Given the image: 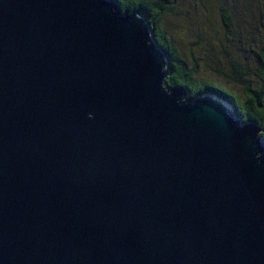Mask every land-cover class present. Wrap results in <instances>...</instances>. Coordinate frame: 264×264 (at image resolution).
<instances>
[{
    "label": "water",
    "instance_id": "water-1",
    "mask_svg": "<svg viewBox=\"0 0 264 264\" xmlns=\"http://www.w3.org/2000/svg\"><path fill=\"white\" fill-rule=\"evenodd\" d=\"M117 0H0V264H264V138L166 82Z\"/></svg>",
    "mask_w": 264,
    "mask_h": 264
},
{
    "label": "rangeland",
    "instance_id": "rangeland-1",
    "mask_svg": "<svg viewBox=\"0 0 264 264\" xmlns=\"http://www.w3.org/2000/svg\"><path fill=\"white\" fill-rule=\"evenodd\" d=\"M174 3L173 11L165 14L160 24L187 64L194 67L196 80L209 79L240 97L244 82L259 83L257 45L264 37V0H175ZM221 3L229 6L228 30L221 24ZM233 64L240 65L241 75L234 72Z\"/></svg>",
    "mask_w": 264,
    "mask_h": 264
},
{
    "label": "trees",
    "instance_id": "trees-1",
    "mask_svg": "<svg viewBox=\"0 0 264 264\" xmlns=\"http://www.w3.org/2000/svg\"><path fill=\"white\" fill-rule=\"evenodd\" d=\"M122 10L136 12L148 22L151 37L156 41L159 49L166 58L168 75L166 82L173 86H184L190 98H195L204 92L212 93L233 106L236 117L242 122L254 123L261 128L259 135L264 138V37L257 45L258 64L256 76L259 78L257 85L249 81L243 83L242 97L227 90L220 84L209 79L196 80L194 67L187 64L176 43L170 39L161 27V20L165 14L173 11L175 0H117ZM229 6L220 4L221 24L230 25ZM199 36H202L199 34ZM223 46V45H222ZM225 50V49H223ZM226 51V50H225ZM196 65L195 59H192ZM237 74L243 73L240 65L233 64Z\"/></svg>",
    "mask_w": 264,
    "mask_h": 264
}]
</instances>
